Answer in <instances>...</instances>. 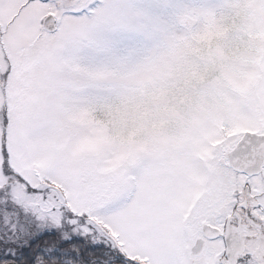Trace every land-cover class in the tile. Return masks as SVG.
<instances>
[{
    "label": "snow or ice",
    "instance_id": "1",
    "mask_svg": "<svg viewBox=\"0 0 264 264\" xmlns=\"http://www.w3.org/2000/svg\"><path fill=\"white\" fill-rule=\"evenodd\" d=\"M0 264H264V0H0Z\"/></svg>",
    "mask_w": 264,
    "mask_h": 264
}]
</instances>
